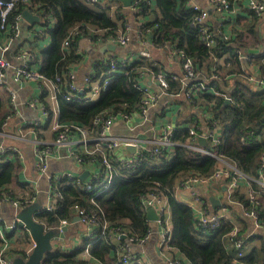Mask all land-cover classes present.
I'll list each match as a JSON object with an SVG mask.
<instances>
[{
	"label": "built area",
	"instance_id": "built-area-1",
	"mask_svg": "<svg viewBox=\"0 0 264 264\" xmlns=\"http://www.w3.org/2000/svg\"><path fill=\"white\" fill-rule=\"evenodd\" d=\"M18 0H0V29L7 28L14 36L20 30V25L24 21L23 15L20 11L17 12ZM87 6H94L97 9L106 8L113 20L115 26L110 30L104 29V35L99 36V30H94V38L90 32L87 37H84L94 43L96 46L105 47L115 46L122 47L126 50L123 53L116 54L108 51L100 58H97L91 67L81 76L77 75L76 67L83 63V59L90 57V54L85 53L78 45V38L87 34L84 32L82 23H74L68 28L67 34L61 43V51L68 52L70 48L76 46L78 50V58L71 63L68 68L62 73L58 74L54 80L46 78L36 66L38 59L34 53L33 48L23 47L20 54L15 59H22L19 66L13 64L0 56V78L3 73L11 69L13 79L17 83L20 79L25 78L34 81L38 87L44 89L46 84L51 88L49 100L54 105L52 108L53 114L50 118V128L55 133V137L51 142H37L35 167L40 171L49 181L59 182L63 177L71 178L70 173L61 175L46 174L47 170V156L51 149H62L67 157L71 158L74 163L83 165L85 162H96L97 166L90 174L88 179L81 187L88 189L93 187L98 195L105 189L109 188L116 176L122 177L123 173H129L136 168L140 167L147 159L154 156H160L164 151H168L173 146H176L174 141V132L176 125L173 122H168L161 127V131L153 140L147 141V144L137 136H114L111 133V126L115 121L122 120L128 124L130 131H135L138 125L134 122L135 112H127L123 108L107 109L106 111L96 115L91 121V127L86 128L82 125L73 123H63L58 119V95L67 102H77L82 105H88L95 101L99 95L106 91L109 87L110 81L118 74H129L134 71L133 64L142 59L152 61L154 55L159 52L165 54L166 60L169 64L177 66V71H165L162 69H153L149 71L144 68L143 73H149V81L155 85L160 91L165 93L170 88L175 95H182L188 103H194V100L204 94H212L215 96V103L233 102L229 93L222 92L217 89L219 85L217 75L211 72V77L206 80L202 73L198 70L193 62V59L183 50L176 46H169L165 43H156L155 28L157 24L149 25V22L140 20V7L141 5H152V0H132L127 6L122 3L115 5L114 3L106 6L101 0H80ZM214 12L221 13L228 11L231 4L227 0H206ZM248 9L257 17L264 14V2L261 0H248ZM192 10L194 15L190 21V28L199 35L200 42L208 49H212L216 44V38L222 37L226 39L221 33L220 27L214 29L208 19V11L200 7L196 3L187 5ZM15 12V13H14ZM11 22L9 23L10 16ZM49 25L44 23L37 31L32 29L30 35L44 36L55 27L54 20L49 19L46 21ZM49 42V41H48ZM50 43V42H49ZM48 43V45H49ZM7 50V46L2 49V52ZM97 51V50H96ZM238 57L242 60H250L252 55H248L241 50H235ZM95 54V52H93ZM264 54V51L260 53ZM254 70V72H256ZM248 80L253 82L255 86L264 89V80H257L253 77H248ZM1 83V81H0ZM144 83V84H143ZM135 82V87L141 99L137 105V114L141 117L146 116L148 110L152 108L159 94L150 85H146L145 81ZM171 83L179 85V89L173 88ZM16 109L15 104L11 105ZM45 117L48 118V111L43 110ZM208 114V115H207ZM204 130L202 134H198L193 128H187L190 136L188 147L196 150L202 154L215 157L217 164L215 165L211 174L204 176L199 173L189 174L185 178L179 179V187L182 189L195 190L196 186H203L214 189L220 181L227 179V192L228 198L238 186L239 181L248 178L243 175L234 165L224 160L219 155L215 154V147L218 146L221 139V126L213 119L211 114L207 112ZM10 116H7L9 118ZM6 122L3 123V127ZM34 122L33 125H37ZM0 136H6V133L0 131ZM202 137L208 144L204 147L196 144L197 137ZM15 138V137H14ZM46 141V140H45ZM132 147L133 152L128 155L119 154L118 151L122 148ZM15 148H8L0 144V164L7 162L10 159L9 153ZM257 183L258 189L252 187L246 190V203H236L240 208L242 214L246 217L253 219V229H261L264 227L259 221V207L260 195L264 192V153L261 157V165L258 169L256 179H248ZM76 182H79L77 179ZM60 183V182H59ZM58 183V184H59ZM53 197L43 209L46 211H54L59 207V202L62 199V194L57 187L50 188ZM195 203L197 204L194 210L191 206L190 209L193 213V224L197 229H204L205 231H215L221 228L223 221L227 217V203L223 199H219L220 204L217 209L210 210L206 199L192 193ZM8 202L15 211H19L23 205L32 202L33 199H27L20 202L16 199H11L8 196L0 197V202ZM141 203L146 206L152 207L159 219L155 222L160 227L159 247L165 251L164 259L167 264H188L182 257L174 256L172 251L175 249L169 244L171 237L170 226L167 223L166 212L169 209L167 201L161 194L147 193L141 196ZM73 214L79 218V222L84 229L86 238V245L84 252L89 254V249L92 243L99 239L104 238L106 242L114 247L119 261L122 264H152L146 259H139L130 253L129 244L136 243L143 244L147 241L150 235V229L143 237L129 236L121 226H111L100 213L87 211L85 208L74 205L72 208ZM67 222L62 221L57 227L58 230ZM22 227L20 219L15 215L11 221H5L0 215V239L2 244L0 246V264H11L6 257V252L9 249L6 235L18 230ZM231 242L229 249L234 250V254L226 264H246L242 262L244 257V248L248 235L237 237V229L234 227L225 236ZM125 238L127 243H123L122 239ZM35 243L31 240L28 245L23 248L25 257H27ZM74 264V263H70Z\"/></svg>",
	"mask_w": 264,
	"mask_h": 264
},
{
	"label": "trees",
	"instance_id": "trees-1",
	"mask_svg": "<svg viewBox=\"0 0 264 264\" xmlns=\"http://www.w3.org/2000/svg\"><path fill=\"white\" fill-rule=\"evenodd\" d=\"M227 1L232 4L240 0ZM29 2L32 3V5L29 3L30 9L37 5L40 8L41 3H44V8L52 13L56 22L54 29L49 31V45L39 51L43 61L41 72L47 77L53 78L57 74H62L76 60L74 44L70 51L65 53L61 51V43L67 29L74 23H91L102 30H110L115 26L105 8L91 9L80 0H29ZM153 6L154 21L148 24H157L154 37L156 43L183 49L193 59L206 80L211 77V72H214L232 85L230 90H224L221 84L217 85L218 90L230 94L232 103L216 104L215 96L212 94H204L195 99L194 103L199 101L221 126V139L215 147V154L234 165L249 179H256L264 153V89L255 86L248 77L264 80V54H260L264 51V24L261 25V21L252 14L251 20L239 18L237 22L240 30L235 31L234 38L225 41L220 36L216 38L218 47L208 49L189 26L194 13L187 7L185 0H153ZM20 7H23L22 0L17 1V12L21 11ZM145 7L149 6L141 5L140 14L146 10ZM251 48L260 50L258 53H246L252 55L249 67L255 65L256 72L247 68L246 61L240 60L234 51ZM212 55H216L218 59L212 58ZM222 58L223 60L219 61ZM141 65L144 64L136 61L133 67L136 70ZM134 71L126 75H116L110 81L108 89L88 105L67 102L58 95L59 121L89 128L93 118L109 108L124 107L127 112H134L140 98L135 87ZM171 86L180 88L176 83H171ZM8 113L7 100L0 96V131L4 129L2 120ZM189 138L187 128L176 130L174 132L176 146L164 151L160 156L150 157L135 170L123 173L122 177L116 176L110 187L98 195H95L97 191L93 187L83 189L78 182L64 178L58 186L62 194L59 207L54 211L42 208L35 214V218L46 228H54L61 220L69 219L73 206L79 205L87 211L102 214L111 226H121L129 236L143 237L149 227L141 196L150 192L161 194L166 199L170 211L169 244L182 254L188 264H226L234 254V250L228 248L225 239L232 225L224 220L218 230L197 229L193 224L190 207L178 202L174 196L176 180L192 173L207 176L217 164L215 157L189 148ZM16 169L17 165L13 161L0 164V197L4 195L3 193L13 197L14 194L8 190V186L13 182ZM251 185L252 188L258 189L257 183L252 180ZM262 194L264 195V192ZM28 196L30 195L15 199L23 202L30 198ZM232 196L235 200L246 203V200H242L236 193ZM22 230L25 231L24 228ZM1 244L0 239V246ZM262 251L263 254L259 256L254 249L242 258V262L260 264V258L264 262V248ZM89 252L102 264H122L114 247L104 238L92 243ZM6 255L25 256V253L21 250H8ZM70 263L87 264V261L77 258L76 255H63L57 251L47 253L43 259V264Z\"/></svg>",
	"mask_w": 264,
	"mask_h": 264
},
{
	"label": "crops",
	"instance_id": "crops-1",
	"mask_svg": "<svg viewBox=\"0 0 264 264\" xmlns=\"http://www.w3.org/2000/svg\"><path fill=\"white\" fill-rule=\"evenodd\" d=\"M247 1L248 0H240L239 2L234 1L231 4L230 10L222 11L221 13L214 12L206 0H185V4L189 5L193 2L206 9L208 11V19L213 28L217 29V27H220L221 33L226 36V39H224L226 41L228 39L230 40L234 38L235 31L240 30V25L237 22L239 18L251 20L252 15L254 17H257L248 9ZM261 1L264 2V0ZM101 2L105 3L106 6H109L112 3H114L115 5L121 4L119 0H101ZM29 3V0H22L23 7H20V12L23 15V11H28L31 16H37V20L33 19L29 21L23 17L24 21L20 25V30L14 36L7 29L8 27L5 28V30L0 29V56L10 61L13 66L16 67L21 65L22 63V59H15V57L20 54L21 49L23 47L33 48L34 53L38 59V65L34 66H36L41 72L43 61L41 59L39 51L41 48L48 46V43L50 42L49 32L44 36H32L30 35V31H33L32 29H35V31H37L40 27L44 26V23L49 25V22L47 23L46 21L50 18L54 20L53 25L56 22L52 13L44 8V3H41L40 8H38L39 5L36 4L37 6H33L31 9L30 4L32 5V3ZM87 7L91 9H97L94 6ZM145 8L146 10L141 13L140 20L149 23L153 22L155 17L153 12V0L152 5H149V7ZM106 11L111 18L110 12L107 9ZM257 18L261 21V25H263L264 14L261 17ZM8 21L10 23L11 19L9 18ZM84 25L86 26L84 27V32L87 34H85L83 37L81 35L79 36L78 45L85 53L90 54V57H86L85 59H83V63H80V65L76 67V72L79 76L85 73L88 67H91L93 62L97 58H100L104 53L111 51L119 54L126 51L124 50V48L116 46L112 50L109 48L98 46V44L95 46L92 42V39L90 41L84 37H87L88 34L92 32L91 35L95 38L96 35L93 34L94 30H99V36L104 35V30L99 29V27L91 23H84ZM218 45L219 43L217 41L213 49H216ZM6 46L7 50L5 52H2V49ZM259 47L262 46L259 45ZM74 49V55L76 56L77 60L78 50L76 49V46L74 47ZM251 49H256L258 50V52L260 51L259 48ZM245 50L246 49H242L243 52L247 53ZM93 52H95V54H93ZM211 57L214 59L217 58L216 55H212ZM153 58L154 59L152 61H146L144 59L140 60L144 65L137 67L134 71V75L136 76L135 82L140 81L143 83V81H145L146 85L152 86L156 92L160 93L155 105L148 110L146 116L144 117H141L137 114V109L134 110V122L138 124L135 131H130L127 123L122 120H118L112 124L111 133L114 136L135 135L139 139L144 141L142 145H146L147 141L153 140L157 137V135L161 131V127L164 124L173 122L176 125V130L182 128H193L198 134H202L205 126L204 120L207 114L206 107H204L200 102L194 105H189V103L184 100L182 95H175L171 88L162 94L159 88L148 82L149 73H143L142 75L141 72H144V68H148L149 71H152L153 69L177 71V66L169 64L163 52L156 53ZM222 60L223 58L219 61ZM245 64H247L246 67L251 69V71L257 69L255 65H251L249 67V60L246 61ZM216 75L219 84H221L224 90H230L232 88V85H230V82L228 80H224L218 74ZM44 76L51 80H54V78L56 77L55 76L51 78L47 77L46 75ZM204 78L206 79V77ZM209 79L210 77L207 80ZM0 81V96L7 100V109L9 111L8 115H6L2 120L3 123L6 122V124L4 125V129L2 130L4 133H6V136H0V144L8 148H15V150H11L9 153V161H13L14 164L17 165L13 182L8 186V190H10L14 195L12 197L9 194L3 193V196H8L11 199H15L17 197L21 198L30 195L28 196L30 197L29 199H33L32 202L23 205L19 211H15V209L8 202L1 201L0 215L5 221H11L15 215H18L20 211L30 205H37L44 208V206L48 204V201H50L53 197L50 188L57 187L58 189V186L60 184L59 182H61L65 177H63V179H61L59 182L49 181L35 167L36 160H38L36 154L37 142L41 140H43L42 142H51L55 137V133L50 128V118L53 114L52 108H54V105L49 100V96L51 94V88L49 87V85L46 84V87L44 89H41L34 81L25 78L20 79L19 82L16 83L13 79V73L11 69H8L3 73ZM140 99L141 97L139 98V101ZM12 104H15L16 109L12 108ZM44 109L48 111V118H46V115H44L43 113ZM7 116L10 117L7 118ZM34 122H37L38 124L33 125ZM199 138L201 137H197L196 144L208 147V144L206 142H204L203 144V141L199 140ZM132 150V147L122 148L118 151V153L122 155H128L133 152ZM46 161V174L55 176L64 173H70V176L74 178L72 180H79V186L84 184V182L88 179L90 174L93 173V170L97 166V163L93 161H86L85 164L78 165L74 163L71 158L67 157L62 149L57 148L50 150ZM85 172H87L85 179H80V175ZM248 179L249 178L241 179L238 186L233 191V194L236 193L238 197H242V200H246V190L252 187L251 181ZM178 181L179 180H176L174 185L175 199L178 202L187 205L188 207L191 206L194 210L196 209L197 204L195 203L192 193H195V195L199 196L202 199H206V203L210 210H215L219 206H212V203L210 201L211 197L218 200L223 199L224 201H226L228 211L225 221L229 222L232 225V228L235 227L237 229V237L248 235V239L244 248V257L249 255L254 249L257 251V254L259 256L263 254L262 249L264 248V227H262L261 229H253V219L244 216L240 208L236 204L240 201L235 200L232 196L233 194H231L228 198L226 197V194H228L226 187L227 179L220 181L214 189L210 188V186H196L195 190L180 188L178 185ZM259 199V221L264 226V195L261 194ZM39 211H37L36 213H38ZM166 217L168 219L167 223L169 224L171 231L169 209L166 212ZM76 218L77 216H75L72 211L69 219L60 221L67 222L65 225H63L65 227L64 231H62V227L60 228V230L57 229L60 223L57 227L53 228L57 232V237L51 242L53 246V250L51 252L57 251L63 255H76L77 258L87 261V264H102L98 260L94 259L90 255V252L89 254H86L84 252V247L87 240L84 235V229L79 220ZM148 227L150 229V235L145 243H127V240L125 238L122 239V242L124 244H129L130 253L138 257L139 259H146L152 264H167L164 259L165 251L162 250L158 245L160 238L159 225H157L155 221H148ZM22 231V228L19 227L18 230L6 235V241L10 246L8 250L23 251V248L30 243L32 239L29 237L26 231H24L25 233ZM60 234L63 235V238H60ZM225 239L229 248L231 246V242L228 241L226 237ZM172 254L174 256H180L184 259L182 254L179 253L176 249L175 251H172ZM16 256H21L22 258L26 259V257L22 255ZM6 257L9 261L13 258L7 255ZM259 263L264 264L261 258Z\"/></svg>",
	"mask_w": 264,
	"mask_h": 264
},
{
	"label": "water",
	"instance_id": "water-1",
	"mask_svg": "<svg viewBox=\"0 0 264 264\" xmlns=\"http://www.w3.org/2000/svg\"><path fill=\"white\" fill-rule=\"evenodd\" d=\"M119 1L124 6H127L131 3L132 0ZM23 17L29 21L33 19L37 20V16H31L28 11H23ZM107 48L112 50L114 49V46H108ZM245 51L247 53H256L258 50L246 49ZM225 103H228V101H226ZM199 140L203 141L204 144L205 140L202 137L199 138ZM86 175L87 172L82 173L80 175V179L84 180ZM210 201L213 207L220 204V201L213 197L210 198ZM40 209H42L41 206L30 205L18 213L17 217L20 219L22 227L35 243V246L33 247L31 253L26 257V259L22 258L21 256L13 257L12 259H10L11 264H43L45 255L53 250L51 242L57 237V232L53 228H45V226L40 221L35 219L34 214ZM145 215L148 221H156L157 219H159V216L157 215L155 210L150 206H146ZM76 219L79 220L78 217ZM61 229L62 231H64L65 227L62 226ZM59 236L60 238H63L62 234H60Z\"/></svg>",
	"mask_w": 264,
	"mask_h": 264
},
{
	"label": "rangeland",
	"instance_id": "rangeland-1",
	"mask_svg": "<svg viewBox=\"0 0 264 264\" xmlns=\"http://www.w3.org/2000/svg\"><path fill=\"white\" fill-rule=\"evenodd\" d=\"M185 100V99H184ZM186 101V100H185ZM188 103V101H186ZM199 101H197L196 103H189V105H194L197 104Z\"/></svg>",
	"mask_w": 264,
	"mask_h": 264
}]
</instances>
